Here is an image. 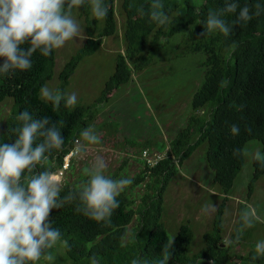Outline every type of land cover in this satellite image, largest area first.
Segmentation results:
<instances>
[{
    "label": "trees",
    "instance_id": "obj_1",
    "mask_svg": "<svg viewBox=\"0 0 264 264\" xmlns=\"http://www.w3.org/2000/svg\"><path fill=\"white\" fill-rule=\"evenodd\" d=\"M105 2L110 11L103 20L90 18L91 7L88 3L72 10V14L78 11L87 20L89 28L83 47L58 73L61 81L58 89L63 93H66L68 81L80 61L100 48L104 37L118 30L115 0ZM226 2L232 0H162V10L168 15L169 21L165 26H159L147 15L151 0H122L125 50L116 55L115 70L107 79L105 90H113L128 83L134 72L151 65L160 49L171 40L178 47L180 57L188 52L203 55V80L192 96L194 113L188 124L171 139L170 148L156 164L150 166L144 161L145 168L139 179L150 175L156 179L158 190L141 208L140 226L132 243L127 244L125 237L135 210L126 194L121 193L117 198L120 206L114 211L110 223L96 222L76 212L77 202L52 210L49 219L71 246L70 250H65L69 260L67 264H90L89 257L93 254L100 264H131V260L137 257L146 264H154L161 258L162 248L170 237L160 221L163 192L170 178L178 171L179 164L199 144L207 141L205 159L213 171V183L218 184L222 192L228 195L245 163V155L234 156L233 150H244L248 140L258 139L263 144L264 152V10L250 21L235 25L228 37L219 32L201 35L205 31L203 22L209 12L222 9ZM235 2L238 3L237 13L223 17L230 25L237 20L239 9L245 5L253 12L257 3L264 9V0ZM141 8L144 10L143 15ZM23 47L27 48L28 45ZM31 59V69L0 75V104L7 99L13 101V109L0 129V143L14 141L15 136L10 130L19 125L16 116L23 110L30 111L36 117L48 116L58 126L62 122L61 131L65 139L63 149L54 150L46 163V167L54 174L62 168L65 156L76 149L75 141L80 131L89 127L98 107L95 104H76L74 108H66L62 102L58 110L54 109L50 102L40 98L39 90L54 75L56 50L48 57L37 51ZM3 60L0 57V64ZM199 110L204 112L197 115ZM233 124L239 126V135L231 133ZM262 175L264 166L254 161L249 191H253V182ZM74 187L77 186H62L61 197ZM226 197L218 207L212 229L203 235L204 246L197 252L190 253L195 236L189 222L179 226L168 264H264V257L255 261L251 259L255 255L253 250L234 257L231 246H222L221 222Z\"/></svg>",
    "mask_w": 264,
    "mask_h": 264
},
{
    "label": "rangeland",
    "instance_id": "obj_2",
    "mask_svg": "<svg viewBox=\"0 0 264 264\" xmlns=\"http://www.w3.org/2000/svg\"><path fill=\"white\" fill-rule=\"evenodd\" d=\"M121 3L122 0H115L117 32L104 37L101 47L80 61L66 86V93H76L77 104H95L98 107L89 126L100 136L101 144L90 145L82 158L74 154L69 165L64 168L63 164L52 176L62 186H79L87 179L84 170L99 154L108 163L106 175L116 179L132 178L133 183L122 192L132 200L135 210L125 237V242L129 244L134 241L139 229L141 208L158 190L156 179L150 175L139 179L145 168L143 151L147 150L150 156L160 153L163 157L170 148L171 139L188 124L194 113L191 99L203 80L204 66L201 65L202 54L196 56L188 52L180 57L178 47L171 40L156 54L154 62L140 72H134L128 83L105 90V83L115 70L116 55L125 50V15ZM72 17L81 25L82 37H76L56 50L54 75L45 83L52 89L60 87L59 71L83 47L88 36L87 20L78 11ZM90 18H93L92 12ZM179 38L181 36L177 40ZM12 109L11 99L1 102L0 129ZM203 112L199 110L196 114ZM79 140L80 136L75 141L76 146ZM206 149L207 141L199 144L179 164L178 171L170 178L163 192L160 221L170 237L176 235L182 223L189 222L195 236L190 247L191 254L204 246L203 235L212 229L218 207L226 196L221 222L222 241L235 238L236 229L240 226V213L247 205L255 207L258 215L264 218V175L253 182V191H249L254 173L252 156H245L244 166L232 190L226 195L218 184L213 183V171L205 159ZM244 150L249 153L259 150L264 154L263 144L258 139L248 140ZM211 204L216 205V211L202 213V208ZM259 240H264V223L256 222L254 227L244 230L239 243L231 245L233 256L254 251ZM51 253L55 257V264L69 262L61 245L58 244ZM39 264L47 262L41 260Z\"/></svg>",
    "mask_w": 264,
    "mask_h": 264
},
{
    "label": "clouds",
    "instance_id": "obj_3",
    "mask_svg": "<svg viewBox=\"0 0 264 264\" xmlns=\"http://www.w3.org/2000/svg\"><path fill=\"white\" fill-rule=\"evenodd\" d=\"M85 3L90 5L96 20L107 18L110 8L105 0H0V57L4 58L0 75L29 70L33 66L31 58L37 51L48 57L66 42L81 38L83 29L72 17V10ZM163 7L162 0H151L147 13L159 26H165L169 21ZM254 8V12L247 5L240 8L237 20L230 25L223 17L237 13L238 3L235 0L226 2L222 9L209 12L201 35L219 32L225 37L230 36L235 25L250 21L264 10L259 3ZM140 11L143 15V8ZM25 44L27 48L23 47ZM39 93L42 100L50 102L57 110L62 102L66 108H74L77 104L75 92L63 93L45 85ZM16 120L19 125L10 130L15 136L14 141L0 143V264H38L41 260L55 264L51 250L58 244L65 250H70L71 246L49 219L52 210L77 202L76 212L96 222L110 223L120 206L117 198L133 179L106 175L108 163L104 156L97 154L91 166L84 170L87 179L61 197L62 185L53 179L46 163L54 150L63 149L62 122L58 126L50 117H36L28 110L21 111ZM230 131L234 136L239 135L240 128L233 124ZM79 136L74 153L77 157L82 158L90 145L101 144L100 136L91 126L82 129ZM233 155H251L264 166V154L259 150L249 153L238 148L233 150ZM215 211L214 204L202 208L204 214ZM239 220L235 238L223 240L224 247L239 243L244 230L254 227L256 222L264 223V218L251 205L241 211ZM174 243V236L167 238L161 258L154 264H168ZM254 251L253 261L264 257V240L256 242ZM89 260L90 264H100L95 254ZM131 264L146 262L137 257Z\"/></svg>",
    "mask_w": 264,
    "mask_h": 264
},
{
    "label": "built area",
    "instance_id": "obj_4",
    "mask_svg": "<svg viewBox=\"0 0 264 264\" xmlns=\"http://www.w3.org/2000/svg\"><path fill=\"white\" fill-rule=\"evenodd\" d=\"M75 153V149H72L64 158V168H66L69 165V162L72 158V156ZM143 156L144 159L146 160V162L148 163V165L152 166L154 164H156L158 162L159 159L162 158V156L160 155V153L156 154L155 156H150L147 150L143 151Z\"/></svg>",
    "mask_w": 264,
    "mask_h": 264
}]
</instances>
